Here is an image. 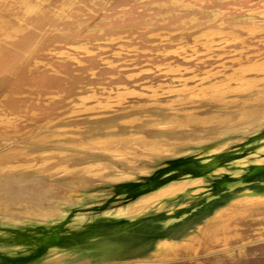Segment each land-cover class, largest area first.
I'll return each instance as SVG.
<instances>
[{"label":"rangeland","instance_id":"1","mask_svg":"<svg viewBox=\"0 0 264 264\" xmlns=\"http://www.w3.org/2000/svg\"><path fill=\"white\" fill-rule=\"evenodd\" d=\"M263 107L264 0H0V234L76 224L105 204L121 223L197 209L142 243L65 246L15 264H264V171L250 175L264 167ZM217 142L238 173L182 192L174 211L163 214L164 194L138 209L109 202L126 173L142 180V169L152 176ZM241 178L248 184L226 191Z\"/></svg>","mask_w":264,"mask_h":264},{"label":"bare ground","instance_id":"2","mask_svg":"<svg viewBox=\"0 0 264 264\" xmlns=\"http://www.w3.org/2000/svg\"><path fill=\"white\" fill-rule=\"evenodd\" d=\"M30 6V5H29ZM32 7V5H31ZM30 7V8H31ZM69 10V9H68ZM252 26V25H251ZM255 27V25H254ZM258 27V26H257ZM256 30V29H255ZM210 31H208L209 33ZM213 32V31H212ZM257 32V31H256ZM211 33V32H210ZM217 33V32H216ZM220 33V32H219ZM215 34V32H214ZM206 35V34H205ZM204 35V36H205ZM209 36V35H208ZM238 37V35H237ZM204 41V40H203ZM256 67V66H255ZM256 71V70H255ZM258 71V70H257ZM263 72V71H262ZM243 73V72H242ZM244 74V73H243ZM236 78V77H235ZM238 78V77H237ZM263 78V77H262ZM243 79V78H242ZM232 80V79H230ZM239 80V79H238ZM233 81V80H232ZM245 81V80H244ZM250 81V80H249ZM230 82V81H229ZM242 82V81H241ZM221 83V82H220ZM219 83V84H220ZM226 83V82H225ZM244 83H246L244 85ZM244 83H240L242 86L244 85L246 87V85H250L251 83H247L244 82ZM223 84V83H222ZM232 85V84H231ZM238 85V84H237ZM252 85V84H251ZM239 86V85H238ZM253 86V85H252ZM209 87V86H208ZM235 87V86H234ZM244 87V88H245ZM220 88V87H219ZM231 88V87H229ZM249 88H251V86H249ZM248 88V89H249ZM247 88H245V90H248ZM239 90H240V87H239ZM242 90H243V87H242ZM220 91V90H219ZM244 91V90H243ZM196 92V91H195ZM200 92V91H199ZM223 92V91H221ZM228 92V91H227ZM249 92V91H248ZM198 93V92H197ZM215 93V92H214ZM219 93V92H218ZM225 93V92H223ZM204 94V93H203ZM233 94V93H232ZM200 95V94H199ZM213 95V94H212ZM230 95V94H229ZM197 96V95H196ZM214 96V95H213ZM219 96V95H217ZM193 97H195V94L193 95ZM200 97V96H199ZM203 97V96H202ZM196 98V97H195ZM222 98V97H221ZM227 98V97H226ZM225 99V98H224ZM234 99V98H233ZM264 108V107H263ZM256 109V108H255ZM261 109V108H260ZM258 109V110H260ZM193 110V109H192ZM196 110V109H195ZM254 110V108H253ZM261 112V111H260ZM93 117V116H92ZM105 117V116H104ZM130 118V117H129ZM128 118V119H129ZM142 120V119H141ZM131 121V119H130ZM129 122V121H128ZM163 124V123H162ZM169 124V123H168ZM170 125V124H169ZM184 125V124H183ZM87 129V128H86ZM94 132V131H93ZM136 136V134H134ZM62 136V135H61ZM66 136V135H65ZM108 136V135H107ZM107 136L103 135V136H99L98 138L99 139H104L106 140L105 138H107ZM133 136V135H132ZM258 136V135H257ZM262 136V134L260 135ZM77 137V136H76ZM263 137V136H262ZM204 138V137H203ZM258 137H256L255 139H257ZM52 139V138H51ZM158 139V138H157ZM156 139V140H157ZM95 140H98V139H95ZM102 140V143L103 141ZM110 140V138H109ZM155 140V139H154ZM112 141V140H111ZM175 141H177V139H175ZM202 141V140H201ZM100 142V141H99ZM178 142V141H177ZM221 142V141H220ZM95 143V142H94ZM93 141H92V145L94 144ZM101 143V142H100ZM121 143V142H120ZM68 144V143H67ZM99 144V143H97ZM170 144V143H169ZM168 144V145H169ZM264 145V142L262 141L259 142L257 144V146H259L258 148H261L263 145ZM96 145V143H95ZM118 145V143H117ZM165 146V144H163ZM220 145L219 142H217L216 144H213V145H210V146H205V147H202L197 153L198 156H202V159L201 161H205V160H208L209 161V165H202L204 167H202L199 162H197V164L195 162H193L195 159H191L189 160L188 163H186V168H183L182 172L180 173V175H178V177L174 178L173 180L171 181H168L166 182L165 184L161 185V186H158L157 188H154L153 190L151 191H148L144 194H141L140 196H137L135 197L134 199H131V200H128V196H130L129 194L127 195L126 194V188H123V187H126L124 184L125 182H137V181H140L138 180L137 176H135V172L132 171V172H129V173H126L125 175V180L124 181H119L120 178H116L118 181L116 182V184H118L117 186V190H118V187L121 186L122 189H121V194L123 193L122 196H120L119 198L121 199V204H124V205H121L123 208L126 209V206H130L132 203L135 202V206L136 208L138 209L139 207L141 208V206L144 204V202L147 200V199H150L149 197H154L157 199H160L161 196L163 195L162 199L159 200V204H163L164 206L162 207V211H163V214H166V213H170V211H174L177 207L180 206V204L182 205V196H184V194H182V192H190V194L192 195H196V193L198 192H203V191H206V190H209V188H211L212 186L210 184L206 185V186H202L204 183L206 182H214V185H216V177H220L219 175L223 172L224 173V176L225 177L224 179H230L231 176L233 175H236L238 173V168H234V169H231L230 168V164L231 163H235L234 161L231 162V161H227V160H230L231 158H233L234 156L233 155H219L217 156L218 151H216V148L218 149V146ZM262 145V146H260ZM94 146V145H93ZM163 146V147H164ZM174 146V144H173ZM245 146V145H244ZM108 147V146H107ZM144 147V146H143ZM162 147V148H163ZM176 148V146H174ZM181 147V146H180ZM252 147V146H250ZM105 148V147H104ZM156 148V147H154ZM165 148V147H164ZM221 147H219L220 149ZM108 149V148H107ZM157 149V148H156ZM155 149V150H156ZM160 149V148H159ZM171 149V148H170ZM118 150V149H117ZM153 150V152L155 151ZM165 154L167 152L168 149H165ZM180 150V149H179ZM157 151V150H156ZM173 152L174 150H170V152L168 154H171L173 155ZM177 152V151H175ZM157 153V152H156ZM61 154V153H60ZM67 154V153H66ZM178 154V153H177ZM243 154H240L238 156H242ZM197 158V156H195ZM32 158V157H31ZM118 158V157H117ZM147 158V157H146ZM188 158V157H187ZM190 158H194V157H190ZM148 159V158H147ZM3 161V160H2ZM125 161V160H124ZM260 161H263V160H260ZM11 162V161H9ZM8 162V163H9ZM13 162V161H12ZM11 162V163H12ZM206 162V161H205ZM7 163V164H8ZM132 163V162H131ZM170 163V161L168 162ZM167 163V164H168ZM6 164V163H5ZM204 164V163H203ZM2 165V164H1ZM11 165V164H10ZM13 165V164H12ZM103 165V164H102ZM62 166V165H61ZM101 166V165H100ZM161 166V165H160ZM5 167H8V165H6ZM64 167V166H63ZM66 167V166H65ZM87 167V166H86ZM101 167H105V166H101ZM4 168V167H3ZM12 168V167H11ZM98 168H100L98 166ZM229 168V169H228ZM5 169V168H4ZM10 169V168H9ZM22 169V168H21ZM106 169V168H105ZM240 169V168H239ZM14 170H15V167H14ZM13 170V171H14ZM16 170H18L16 168ZM84 170H85V167H84ZM89 170V169H87ZM103 170V169H102ZM109 170V169H108ZM148 170V169H147ZM147 170H141L140 173H141V179L143 180L144 178L146 177H149L150 174H148ZM232 170V171H230ZM3 171V170H2ZM67 171V170H66ZM70 171V170H68ZM90 171H92V169H90ZM234 171H237V172H234ZM254 171H259L257 172L258 175L264 171V167H257L255 169H253L252 173H254ZM5 172V171H4ZM7 172V171H6ZM82 172V171H81ZM93 172V171H92ZM90 172V173H92ZM96 172V171H95ZM98 172H100L98 170ZM0 173H1V169H0ZM89 173V172H88ZM97 173V172H96ZM139 173V174H140ZM143 173V174H142ZM255 173V174H257ZM251 174V173H250ZM170 173H166V174H163L164 177H167L169 176ZM183 175H186V176H183ZM98 177V176H97ZM117 177V176H115ZM115 177H113V180H115ZM215 177V178H214ZM222 177V178H223ZM124 178V176H123ZM222 181V180H221ZM124 185V186H123ZM200 188V189H199ZM248 189V188H247ZM241 190V189H240ZM239 190V191H240ZM119 191V190H118ZM159 191V192H158ZM72 194H74L72 192ZM189 194V193H188ZM189 194V195H190ZM199 194V193H198ZM201 194V193H200ZM234 194V193H233ZM237 194V193H236ZM161 195L160 197H156V196H159ZM258 195L257 191H253V190H243V191H240V193H238V197L240 201H243L245 198H248V200H250L249 198H251L250 201L254 200V202H256L255 200H257L258 198L256 197ZM75 196H77L78 198L79 197H86L88 196L87 194H81V195H78V194H75ZM259 196V195H258ZM188 197V196H187ZM231 197V196H230ZM256 197V199H255ZM261 197V195L259 196ZM264 196H262L263 198ZM154 198V199H155ZM186 198V197H185ZM261 198V199H262ZM140 199V200H139ZM152 199V198H151ZM150 199V200H151ZM115 199H110L109 202H112L114 201ZM117 200V198H116ZM238 200V199H236ZM247 200V199H246ZM264 200V198H263ZM262 201V203H264V201ZM149 201V200H147ZM245 201V200H244ZM243 201V203H244ZM259 202V200H257ZM155 204H157V201H154ZM236 202H234V205H235ZM239 202H237L238 204ZM241 203V202H240ZM247 203V201H246ZM154 204V205H155ZM249 204V202H248ZM254 204V203H253ZM261 204V202H260ZM152 206H154L153 204H151ZM227 205V204H226ZM230 205V204H229ZM239 205V204H238ZM237 205V206H238ZM252 205V204H251ZM144 206V205H143ZM142 206V207H143ZM150 206V207H152ZM240 206H243L242 208H244L245 205H239L238 207ZM250 206V205H249ZM248 206V207H249ZM254 207V205H252ZM256 206V205H255ZM108 207V204H105V205H101V206H98L96 208H92V210L96 209V211H93V212H90L89 216L87 217V219H83V220H80L79 222H77L76 224H71V225H67V226H64V225H60V226H56V225H51V224H44V226L40 227V228H25L24 229V226H19L17 227L16 229H13V230H6L5 232H3V234H0V247H2L3 245L4 246H7V245H12V246H15V247H18L16 249H10V251L5 248H0V263L1 264H15L17 261H21L22 259H13V257L17 256V257H24L26 256L29 261H32L33 259H42L41 257L45 255V253L47 251H51L53 249H59V248H63L64 246H58L56 245V243H64V244H75V243H78V245H73V246H70V247H66L68 249L70 248H74V247H83L87 244H93V245H96V244H113V245H116L118 243H124L126 245H130L131 243L127 240H125V237L123 236V234L121 233L124 229H126L128 226H130L131 224H135L136 222L140 221L141 219H143L145 216H142L140 218H137L135 220H130V221H127L125 223H121L124 218H125V215H119V217H114L112 214L113 213H110L109 211L107 212H102V210L104 208ZM132 207V206H131ZM131 207L129 208L128 211H130ZM157 207V206H156ZM229 207V206H228ZM233 207V205H232ZM235 207V206H234ZM238 207H236L235 209L237 210ZM251 207V206H250ZM69 209H74L73 207H68ZM67 208V209H68ZM223 208V207H222ZM241 208V207H240ZM143 209V208H142ZM147 209V208H146ZM150 209V208H149ZM148 209V210H149ZM232 209L234 208H231L230 207V210L231 211ZM141 210V209H140ZM222 210V209H221ZM242 210V209H241ZM19 211V210H17ZM75 211V209L73 210ZM139 211V210H138ZM142 211V210H141ZM157 211V210H156ZM160 211V210H159ZM157 211V212H159ZM227 211V209H226ZM224 211V212H226ZM235 211V210H234ZM254 210L250 209V210H247L246 212H253ZM151 212V211H150ZM155 212V213H157ZM220 212V210H219ZM223 212V211H222ZM262 212V211H261ZM260 212V213H261ZM21 213V211H20ZM107 213H110V214H107ZM152 213V212H151ZM230 213V212H229ZM259 213V214H260ZM74 212L72 213V216H73ZM148 214V213H147ZM222 214V213H221ZM145 215V214H143ZM219 215V214H218ZM251 215V214H250ZM257 215V214H256ZM215 216V215H214ZM253 216V215H252ZM255 216V215H254ZM236 217V216H235ZM243 217V216H242ZM135 218V217H134ZM133 218V219H134ZM237 219V218H236ZM235 219V220H236ZM108 220L112 221L113 223H107ZM224 220H229V219H224ZM224 220H222L224 222ZM231 220H234V219H231ZM238 220V219H237ZM62 221V220H61ZM60 221V222H61ZM230 221V220H229ZM229 221H227L229 223ZM60 222L56 223V224H60ZM74 222V218H71V219H66V221H64L63 223L61 224H70ZM92 222H94L93 224H91ZM219 222V221H218ZM217 223V222H216ZM226 223V224H228ZM221 224V223H220ZM59 227L60 228V231L62 232L61 234L57 232V228L56 227ZM224 227V226H223ZM56 228V229H55ZM218 228V227H217ZM216 228V230H217ZM215 230V229H213ZM212 230V232H214ZM210 233V232H209ZM212 234V233H211ZM22 235H25L26 238H22L21 236ZM44 235H51V239L50 240H46V241H42L40 240V236H44ZM98 235H101L98 237V239H93L92 241L91 240H88V238H91V237H95V236H98ZM185 241V240H184ZM170 243V242H169ZM168 242H160L157 241V243L155 244L157 246L158 249H161V248H165L167 246H170L171 243L169 244ZM20 244H25L26 246H17V245H20ZM156 249V247H155ZM157 250V249H156ZM153 251V250H152ZM162 252V251H161ZM220 252V251H219ZM210 253V252H209ZM23 254V256L21 255ZM153 255V254H152ZM156 255V254H155ZM151 256V255H149ZM19 257V258H20ZM26 258V259H27ZM160 259V258H159ZM165 259V258H164ZM168 259V258H167ZM162 260V259H161ZM147 260H145L144 258L143 259H140L139 260L137 259V263H144L146 262ZM156 261V260H155ZM168 261V260H167ZM123 261H117V263H114V264H120L122 263ZM127 262V261H126ZM131 262V261H130ZM153 262V261H152ZM125 263V262H123ZM161 263V262H160ZM145 264V263H144ZM152 264V263H150ZM158 264V263H157Z\"/></svg>","mask_w":264,"mask_h":264},{"label":"water","instance_id":"3","mask_svg":"<svg viewBox=\"0 0 264 264\" xmlns=\"http://www.w3.org/2000/svg\"><path fill=\"white\" fill-rule=\"evenodd\" d=\"M194 156H189L188 158H179L173 161H170L167 165L164 167L160 168L157 170V172L149 177L144 178L143 180L137 181V182H127L124 185L126 187V194L130 195L128 196V200L134 199L137 196H140L141 194H144L148 191L153 190L154 188H157L158 186H161L165 184L168 181L173 180L174 178L178 177L180 173L183 171V168H186V163L189 162L191 159H195L193 162L199 164L202 166L209 165V161H201L202 158H190ZM204 163V164H203ZM202 166V167H204ZM259 171H254V173H251V176H257ZM170 173L169 176L164 177L163 174ZM257 173V174H255ZM186 176V175H183ZM244 184H248V182L245 181V179L241 178L238 181L234 182H226L224 183V186H226V191L227 190H232L237 187L243 186ZM123 185V186H124ZM118 186V185H117ZM117 186L115 187V190L117 193H119L121 196V189L122 187L119 186L118 190L116 189ZM120 197V196H119ZM117 198L121 202L120 198ZM220 195H212L210 197H207L206 200H211V199H216L219 198ZM116 201V198H113ZM208 202V201H207ZM197 209H192L188 212H184L182 214H172V215H166L163 217L156 218L155 216H152L150 218H144L141 219L140 221L136 222L135 224H131L128 226L126 229H124L121 233L125 237V240L129 241L130 243L133 242H138L142 243L147 240H151L154 237H158L161 235L165 230H168L170 228H174L182 223H184L187 219H189L193 214H195ZM58 234L61 232L60 228H57ZM61 234V233H60ZM94 237H91V241ZM98 239V238H97ZM78 245V243L75 244H64V243H56L58 246H73V245Z\"/></svg>","mask_w":264,"mask_h":264}]
</instances>
